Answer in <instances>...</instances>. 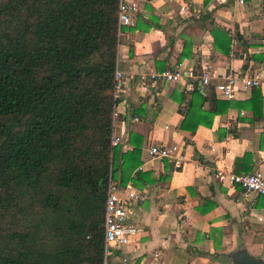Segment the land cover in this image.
Returning <instances> with one entry per match:
<instances>
[{"label": "trees", "instance_id": "16d2710c", "mask_svg": "<svg viewBox=\"0 0 264 264\" xmlns=\"http://www.w3.org/2000/svg\"><path fill=\"white\" fill-rule=\"evenodd\" d=\"M116 14L117 0H0V264H101L108 179L119 186L154 181L133 172L140 144L110 146ZM153 19L146 29L159 27ZM199 20L212 49L227 56L228 31L209 12ZM185 47L178 59L189 55ZM191 84L176 95L179 127L190 133L234 105L217 99L210 84ZM239 104L261 116L259 87ZM248 155L238 159L244 173Z\"/></svg>", "mask_w": 264, "mask_h": 264}, {"label": "crops", "instance_id": "0c3cea01", "mask_svg": "<svg viewBox=\"0 0 264 264\" xmlns=\"http://www.w3.org/2000/svg\"><path fill=\"white\" fill-rule=\"evenodd\" d=\"M262 3L210 0L204 6L202 0H153L144 4L137 19L140 26L133 27V46L118 44L123 79L112 132L123 134L122 151L130 150L132 141L140 144L141 163L133 172H148L154 181L120 186L134 192L129 211L141 231L117 252L116 264H229L225 254L233 249L244 247L255 256L264 251V199L214 177L216 169L244 173L238 159L245 152L249 154L245 166H250L246 172L259 170L264 175V59H244L264 53ZM201 12H209L230 37L238 34L240 41L234 49L230 46L227 56L212 49L211 35L199 20ZM187 15L194 17L185 19ZM151 16L159 27L146 29L143 24ZM183 42L189 55L178 59ZM161 65L191 68L194 75L204 69L212 86L227 70L258 72L261 116L239 104L250 97L251 89L238 90L231 99L220 98L213 90L217 99L230 100L233 107L214 115L210 126L199 124L192 133L181 129L176 95L190 89L195 79L144 88L136 83L138 73L161 70ZM206 107L204 103L202 109ZM151 145L179 147L185 156L183 167L173 169L168 160L151 157L147 153Z\"/></svg>", "mask_w": 264, "mask_h": 264}, {"label": "built area", "instance_id": "2783aa9c", "mask_svg": "<svg viewBox=\"0 0 264 264\" xmlns=\"http://www.w3.org/2000/svg\"><path fill=\"white\" fill-rule=\"evenodd\" d=\"M153 0H117L116 26L117 34H121L124 28H133L137 22L140 12L146 3H152ZM242 3V0H238ZM260 17L264 23V3L261 5ZM264 35V26L262 28ZM236 38L231 37L232 47L236 44ZM211 76L204 69L194 75L191 68H173L153 70L138 73L136 83L139 88L148 85L160 83H175L178 81H188L195 79L199 87L209 84ZM217 81L213 85V90L220 98L231 99L238 90H247L252 87L260 86L262 77L258 72L245 74L232 70L224 71L219 74ZM122 70L116 66L114 70V97L118 98L122 90ZM114 113L112 115L113 121ZM123 134L117 135L112 132L110 146H117L122 143ZM147 153L156 159L168 160L174 169H180L185 163V156L182 150L176 145H151L147 148ZM215 179L219 183H227L230 186H240L245 194H254L264 199V175L259 170L248 173H234L222 169H216ZM135 198L134 192L129 190L128 186L120 187L117 181H107L105 189V200L103 210V244L101 252V264H116L117 252L128 245L133 237L137 235L141 228L134 223L129 211L130 200ZM122 263L124 258H120Z\"/></svg>", "mask_w": 264, "mask_h": 264}, {"label": "water", "instance_id": "95a60500", "mask_svg": "<svg viewBox=\"0 0 264 264\" xmlns=\"http://www.w3.org/2000/svg\"><path fill=\"white\" fill-rule=\"evenodd\" d=\"M229 264H264L259 257L249 253L244 247H239L225 254Z\"/></svg>", "mask_w": 264, "mask_h": 264}, {"label": "rangeland", "instance_id": "374dc122", "mask_svg": "<svg viewBox=\"0 0 264 264\" xmlns=\"http://www.w3.org/2000/svg\"><path fill=\"white\" fill-rule=\"evenodd\" d=\"M195 14L197 15L198 12H195ZM178 15V14H177ZM194 16L193 15H190V16H186L185 19H190V18H193ZM139 25V24H138ZM138 27V26H137ZM133 28H124V35H122L123 31L121 32V34H117L118 36V39H119V43L121 44H124L125 46L129 45V46H133V40H135V36H134V33H133ZM118 33V32H117ZM118 43V44H119ZM236 44H234L232 46V49H234ZM131 49V48H130ZM117 50L119 51V53L121 52L122 50V45H119V49H118V45H117ZM119 65V64H118ZM259 256L263 261H264V251H261Z\"/></svg>", "mask_w": 264, "mask_h": 264}]
</instances>
